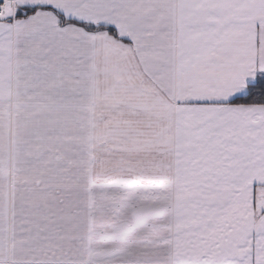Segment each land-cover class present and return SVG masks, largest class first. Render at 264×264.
<instances>
[{"label": "snow or ice", "instance_id": "6c2138e0", "mask_svg": "<svg viewBox=\"0 0 264 264\" xmlns=\"http://www.w3.org/2000/svg\"><path fill=\"white\" fill-rule=\"evenodd\" d=\"M0 264H264V0H0Z\"/></svg>", "mask_w": 264, "mask_h": 264}]
</instances>
